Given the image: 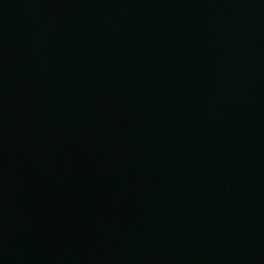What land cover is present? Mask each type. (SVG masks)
Listing matches in <instances>:
<instances>
[{
  "label": "water",
  "instance_id": "water-1",
  "mask_svg": "<svg viewBox=\"0 0 264 264\" xmlns=\"http://www.w3.org/2000/svg\"><path fill=\"white\" fill-rule=\"evenodd\" d=\"M0 264H264V0H0Z\"/></svg>",
  "mask_w": 264,
  "mask_h": 264
}]
</instances>
